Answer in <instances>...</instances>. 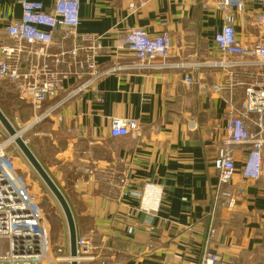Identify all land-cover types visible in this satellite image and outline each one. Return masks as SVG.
<instances>
[{
  "label": "crops",
  "instance_id": "obj_1",
  "mask_svg": "<svg viewBox=\"0 0 264 264\" xmlns=\"http://www.w3.org/2000/svg\"><path fill=\"white\" fill-rule=\"evenodd\" d=\"M32 1L51 8L55 0ZM134 1L139 0H80L81 43L88 46L98 38L96 61L101 67L117 59L131 64L135 60L117 31L168 30L172 56L156 60L155 67L105 75L95 91L81 92L45 116L64 98L65 91H60L44 104L39 111L44 116L33 126H38L35 153L67 197L78 234L92 241L80 263L199 264L204 238L214 227L210 250L222 264H264V169L260 180L245 183V193L231 203L213 200L218 182L214 163L227 138L229 100L234 113H240L247 71H254L240 66L230 75L206 63L216 56L213 39L224 25L221 0H151L130 9ZM245 6L236 32L251 44L258 38L252 17L260 6L258 0H245ZM21 16V0H0V41L7 39L5 27ZM191 75L202 88L185 83ZM223 82L230 89L212 91V84ZM116 118L137 121L139 133L112 136ZM233 148L234 187L240 183L247 146ZM120 176L127 178L129 192H121ZM145 182L163 187L160 211L152 217L138 209L135 192Z\"/></svg>",
  "mask_w": 264,
  "mask_h": 264
},
{
  "label": "built area",
  "instance_id": "obj_2",
  "mask_svg": "<svg viewBox=\"0 0 264 264\" xmlns=\"http://www.w3.org/2000/svg\"><path fill=\"white\" fill-rule=\"evenodd\" d=\"M151 0L131 2L130 9L144 6ZM260 8L255 11L252 22L258 29V38L251 44L238 38L236 26L240 15L246 13L245 0H221L223 28L214 36L216 56L206 63L214 68L226 70L230 75L242 67H255L256 79L248 82L246 97L240 113H234L232 97L229 100L231 115L225 125L227 138L218 149L214 167L218 182L213 188V200L225 199L231 203L236 196L245 193L244 184L257 181L264 169V0H258ZM20 19L5 27L7 39L0 41V91L12 92L22 103L30 104L35 119L30 127L39 122L44 113L39 111L60 91L64 98L49 107L45 116L81 92L96 90V83L108 74H120L126 70L155 67L156 60L167 61L173 53L174 42L168 30L151 34L142 27L118 32L117 37L132 55L131 64L120 60L101 67L96 61L98 38L88 46L81 43L79 34L80 0H55L51 8L41 1L21 0ZM182 65V64H178ZM162 67V65H156ZM74 81L67 84V80ZM255 78V77H253ZM185 83L200 85L195 76ZM231 84L216 83L212 91L222 94ZM2 93V92H1ZM251 123V124H250ZM252 124L254 126H252ZM111 135L121 137L132 131L139 133L137 121L116 118L111 122ZM28 143L29 139H25ZM246 145L245 160L241 167L240 183L233 187L237 167L233 156L234 145ZM14 138L0 123V240L5 241L1 249L0 264H55L57 258L52 245V231L39 199L18 175L14 164L16 153H20ZM122 193L129 192L125 176L117 177ZM140 198L138 209L150 217L160 210L163 187L145 182L142 191L135 192ZM153 203L149 204V200ZM128 226V232H134ZM216 229L211 227L204 238V250L199 264H222L218 253L210 250ZM92 241L86 235H77L79 264L92 249ZM69 264L71 257L64 258Z\"/></svg>",
  "mask_w": 264,
  "mask_h": 264
},
{
  "label": "rangeland",
  "instance_id": "obj_3",
  "mask_svg": "<svg viewBox=\"0 0 264 264\" xmlns=\"http://www.w3.org/2000/svg\"><path fill=\"white\" fill-rule=\"evenodd\" d=\"M253 69H255V67L251 68V70ZM247 73H249L250 76H247L248 82L253 77L256 78L254 72L247 71ZM0 92H2L0 93V109L5 115H7L15 130L22 131V138L29 139L28 145L32 148L35 153V135H33V132L36 131V128H38V126H28V123L35 119L33 107L30 104L23 102L21 103L18 100V96H16V94H13L12 92ZM35 154L39 161L43 163L41 157H39L37 153ZM14 164H16V167L18 168L17 173L20 179L25 182L26 185L29 186L30 190L39 199L40 204L43 208V212L48 218L51 228L50 230L52 231V245L54 247V254L57 258L55 264H69L64 259L65 257L70 256V253L66 252V249L70 247L68 246L69 230L67 227L65 214L62 211L59 201H57L56 197L53 196L44 180L40 178L36 170L33 168L31 163H29V161L21 151L19 154L18 152L16 153V157L14 158ZM4 245L5 241L0 240V254L3 253L5 250L1 249Z\"/></svg>",
  "mask_w": 264,
  "mask_h": 264
},
{
  "label": "water",
  "instance_id": "obj_4",
  "mask_svg": "<svg viewBox=\"0 0 264 264\" xmlns=\"http://www.w3.org/2000/svg\"><path fill=\"white\" fill-rule=\"evenodd\" d=\"M0 123L2 124L4 129L9 132L11 137L14 138L17 147L20 148L21 152L23 153V155H25L29 163H31L40 178L44 180L53 196H55L57 201H59L62 211L65 214L67 227L69 230L70 257L72 258L70 263L79 264L77 261V257L79 256L77 246L78 229H76L75 216L74 213H72V209L70 207L67 197L64 195L63 191L61 190L60 186L56 183V181L53 180L44 164L39 161L32 148L29 147L27 141L22 138L21 135H19V131L15 130L9 118L2 112L1 109Z\"/></svg>",
  "mask_w": 264,
  "mask_h": 264
},
{
  "label": "bare ground",
  "instance_id": "obj_5",
  "mask_svg": "<svg viewBox=\"0 0 264 264\" xmlns=\"http://www.w3.org/2000/svg\"><path fill=\"white\" fill-rule=\"evenodd\" d=\"M31 124H29L28 126H30ZM27 127V126H26ZM24 129H26V128H24ZM22 134V131H19V135H21ZM72 259V258H71Z\"/></svg>",
  "mask_w": 264,
  "mask_h": 264
}]
</instances>
